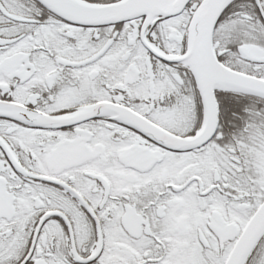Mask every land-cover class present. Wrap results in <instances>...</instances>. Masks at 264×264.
<instances>
[{
    "label": "flooded vegetation",
    "instance_id": "af4514ba",
    "mask_svg": "<svg viewBox=\"0 0 264 264\" xmlns=\"http://www.w3.org/2000/svg\"><path fill=\"white\" fill-rule=\"evenodd\" d=\"M202 1L87 27L36 0H0V103L53 118L106 106L197 137L206 106L178 60ZM213 46L222 65L264 81V0L234 1ZM215 98V132L188 151L117 113L61 129L0 115V264H227L264 203V98ZM243 264H264V234Z\"/></svg>",
    "mask_w": 264,
    "mask_h": 264
},
{
    "label": "water",
    "instance_id": "95a60500",
    "mask_svg": "<svg viewBox=\"0 0 264 264\" xmlns=\"http://www.w3.org/2000/svg\"><path fill=\"white\" fill-rule=\"evenodd\" d=\"M51 13L72 24L100 27L119 24L146 16L168 17L181 12L191 0H123L111 5H95L82 0H36ZM235 0H204L194 14L189 35L187 54L178 61L187 63L193 70L204 99L207 112L202 132L193 139H178L153 130L147 122L132 113L114 108L92 106L67 117H47L17 106L0 103V115L11 116L40 128L61 129L103 113L119 114L118 118L131 126L151 133L156 140L169 148L188 151L201 147L215 132L218 123V107L215 91L230 90L264 97V81L233 72L219 63L213 48V34L224 11ZM174 11V12H169ZM9 112V113H7ZM264 233V204L258 209L235 245L227 264H243Z\"/></svg>",
    "mask_w": 264,
    "mask_h": 264
}]
</instances>
